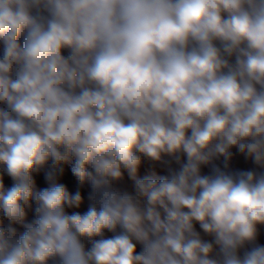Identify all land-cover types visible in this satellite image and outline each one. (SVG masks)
I'll return each instance as SVG.
<instances>
[{
	"label": "clouds",
	"instance_id": "obj_1",
	"mask_svg": "<svg viewBox=\"0 0 264 264\" xmlns=\"http://www.w3.org/2000/svg\"><path fill=\"white\" fill-rule=\"evenodd\" d=\"M0 264H264V0H0Z\"/></svg>",
	"mask_w": 264,
	"mask_h": 264
}]
</instances>
